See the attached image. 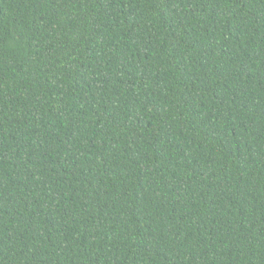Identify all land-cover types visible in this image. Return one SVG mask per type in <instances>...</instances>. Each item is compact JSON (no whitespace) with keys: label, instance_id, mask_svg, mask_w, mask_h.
<instances>
[{"label":"trees","instance_id":"1","mask_svg":"<svg viewBox=\"0 0 264 264\" xmlns=\"http://www.w3.org/2000/svg\"><path fill=\"white\" fill-rule=\"evenodd\" d=\"M0 264H264V0H0Z\"/></svg>","mask_w":264,"mask_h":264}]
</instances>
